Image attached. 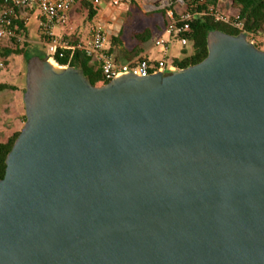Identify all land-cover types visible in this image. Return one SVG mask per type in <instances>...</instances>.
<instances>
[{"label": "water", "instance_id": "95a60500", "mask_svg": "<svg viewBox=\"0 0 264 264\" xmlns=\"http://www.w3.org/2000/svg\"><path fill=\"white\" fill-rule=\"evenodd\" d=\"M206 44L101 86L28 58L0 264H264V51L244 33Z\"/></svg>", "mask_w": 264, "mask_h": 264}, {"label": "built area", "instance_id": "2783aa9c", "mask_svg": "<svg viewBox=\"0 0 264 264\" xmlns=\"http://www.w3.org/2000/svg\"><path fill=\"white\" fill-rule=\"evenodd\" d=\"M82 0H2L0 2V44L3 46L13 45L26 49L29 41L24 34L28 20L32 16L33 10L38 11V30L40 34V44L43 46L46 56L56 66L68 67V64L60 66L55 58L64 57L68 52V61L75 51H81L89 59L90 65L98 71L104 81H111L114 78L125 74H133L145 77L155 73H167L177 70L174 62L167 58V53L172 42H177L184 47L188 41L184 37L190 29V23L194 19L195 13L183 11L175 13L171 9H166V25L162 32L155 38L154 45L163 53V58L159 61H150L145 57H140L128 63H119L114 60L106 48L107 36L99 22L94 23L89 29L87 42H73L65 35H56L54 29L60 27L66 21V17L74 3ZM91 4L98 6L104 3L103 0H90ZM110 6H116L117 0L107 2ZM206 0H196L195 7L205 5ZM215 22L227 24L238 30H243V24L238 20V16H230L223 13L219 8L209 11ZM166 36V37H164ZM251 35H249V38ZM247 37V36H246ZM248 40V38H247ZM249 42L253 43L248 40ZM6 69V63L0 59V76Z\"/></svg>", "mask_w": 264, "mask_h": 264}, {"label": "crops", "instance_id": "0c3cea01", "mask_svg": "<svg viewBox=\"0 0 264 264\" xmlns=\"http://www.w3.org/2000/svg\"><path fill=\"white\" fill-rule=\"evenodd\" d=\"M103 1L104 3L98 6L93 5V9L95 10L94 16L97 19V22H99L101 25L102 23L105 24L109 21V19L112 17V14L114 13L111 10L115 8V7L110 6L106 2L109 0H103ZM144 1L147 3V5L143 7L144 9L141 7L139 3L136 2L134 4V6L138 9L140 15L143 14L146 17H151L152 13H156L157 11L162 10V8L154 6L147 0H142V2ZM178 2L180 5H182V8H184L183 10H185V7L182 4V0L181 1L178 0ZM73 6H78L79 10L84 9L81 2H76L74 3ZM122 6L124 7L123 10L125 11L128 12L130 10V5L128 1H126ZM205 8L207 11H210L215 8H219L223 13L230 15V16H237L239 14V8L236 5H234L233 0H206ZM70 11L67 14L66 21L64 22V24L60 27H57L58 32L56 33V35L63 34L73 42H80V43L85 44L89 37V29L84 34H79L77 33V31L72 29V27L70 26V22L68 21V15ZM175 13H180V12H175ZM102 27L107 33L106 26L102 25ZM161 29L162 28H161L160 23L159 25L156 24V25H151V26H148L145 23L139 24L136 30V33L137 34L143 33L145 34V37L142 38L143 40L141 39V41H138L136 43H130L126 39L125 40L119 39L116 36V32L113 31V35H111V38H108V41L106 43V48L110 52L114 60L119 63H128L140 57H145L150 61H159L163 58V53L161 52L159 48H157L154 45V40H151V34H152V31L154 30L157 33L156 35L157 37L162 31ZM146 34H149L148 38H146L147 36ZM25 35L26 37L29 36L28 30H25ZM34 43L36 44L37 42H34ZM172 43H175V42H172ZM4 47H7V46H3V44L2 45L0 44V59H2L1 53L3 52L2 48ZM181 48L183 47L181 46L176 47L174 44L170 45V48L167 53V58L172 61L182 59L184 55L181 53L182 51ZM13 49L14 48H12V50ZM9 56H12V54ZM17 57L19 58L18 61L24 60L23 55H18ZM8 66H10V64H8ZM8 71L9 70L6 67V69L1 73V76H0V85L3 86V89L0 90V94L2 98V103L0 104V132L3 131L6 134L5 140H0V143H5L9 138V134H13L15 132L20 131L19 130L20 120L22 119L23 116H25V110H24V104H23V93H24L23 90L25 88V77L22 74L20 75L19 79L15 81V83L9 84L10 80L6 76ZM7 107H9L11 110V113L8 116H6L9 119L8 120L9 123L7 125H9L10 128L2 129L1 119H2V116L4 115V110Z\"/></svg>", "mask_w": 264, "mask_h": 264}, {"label": "trees", "instance_id": "16d2710c", "mask_svg": "<svg viewBox=\"0 0 264 264\" xmlns=\"http://www.w3.org/2000/svg\"><path fill=\"white\" fill-rule=\"evenodd\" d=\"M2 0H0L1 2ZM83 8L88 9V18L91 19L95 15L93 5L89 0L81 1ZM133 3V2H132ZM234 5L239 8L238 20L243 24V30H238L227 24L215 22L209 11L206 10L205 5L201 7H195L196 0H182V4L185 7V11L195 13L194 19L190 23V29L184 34L188 43L191 45L190 54L184 56L182 59L173 60L177 69H183L201 62L207 56V44L206 37L210 31L217 30L232 36H236L240 33L249 35H256L259 28L264 25V0H233ZM134 4V3H133ZM162 14V19L166 25L165 9L159 10ZM24 30V28L22 27ZM148 38L149 34H146ZM11 54H21L24 56L25 64L28 58L33 56L28 54V50H23L19 46H15L14 49L3 48L1 53L2 57H8ZM69 53L65 52L64 57L59 58L56 56L55 60L58 65L63 66L68 64V67L81 69L85 78L93 86H101L107 83L101 79L98 71H95L89 64V59L81 51H75L71 59L68 61ZM3 86L0 85V90ZM25 91V88L23 92ZM25 121V116H24ZM19 132L13 133L5 143H0V179L4 175L5 158L8 152L18 136Z\"/></svg>", "mask_w": 264, "mask_h": 264}, {"label": "rangeland", "instance_id": "374dc122", "mask_svg": "<svg viewBox=\"0 0 264 264\" xmlns=\"http://www.w3.org/2000/svg\"><path fill=\"white\" fill-rule=\"evenodd\" d=\"M126 1H128L129 5H130V10L128 12L123 10L124 7L122 6ZM147 1L156 7H160L162 9H165V11H166V9H171L174 12H183L184 11L183 10L184 8H182V5L179 4L178 0H147ZM106 2H108V1H106ZM132 2L134 4L136 2L139 3L142 8L145 7V5H147V3L145 1L142 2V0H117V5L112 6V7H115L113 10H111L112 12H114L112 14V17L109 19V21L107 23H105V24L102 23V25H105L106 29H107V33H106L107 41H108V38H111V35H113V31L116 32V36L119 39H124V40L126 39L130 43H136L138 41H141V39L143 37H145V34H143V33L137 34L136 30H137L139 24H142V23H145L148 26L156 25V24L159 25V23H160L161 28H162L161 30L164 29L165 22L162 19V14L160 13V11H157L156 13H152L151 17H146L143 14L140 15L138 9L134 6V4ZM37 16H38V11L33 10L32 16L28 20L27 25L24 29V34H25V30H28L29 36L26 37V39L28 41L30 39L31 42L29 41V46L26 49L23 48V50H28V54L38 55L40 57H43V56H46V53H45L43 46L41 44H39L40 43V34H39V30H38ZM68 21L70 22V26L72 27V29L77 31V33H79V34H84L85 32L88 31V29H90V27L94 23L97 22V19L95 18V16L92 17L91 19L88 18V9L87 8L79 10L78 6H73L69 15H68ZM57 32H58V29L55 28L54 33L56 34ZM156 35H157V33L153 30L152 34H151V40H155ZM164 37H166V36H164ZM250 37H252V38L248 37V40L250 39V41H252L253 44L258 49L264 51V25L258 29L256 35L250 36ZM33 41L37 42V43L35 44ZM175 43H172L171 45L174 44L176 47L180 46L177 42H175ZM4 48L12 49V48H14V46L11 44V45L4 47ZM181 50H182L181 53L184 56L190 54V52H191L190 43H187L183 48H181ZM19 55H21V54H19ZM17 56H18L17 54H12V56L1 57L2 60H4V61L7 60V61H5V63H6V67L8 68L9 71L6 74V76L10 80L9 84L15 83V81L17 79H19L20 75H22V74L25 77V60L18 61L19 58ZM8 64H10V66H8ZM1 103H2V98H1V94H0V104ZM10 113H11V110L9 107H7L4 110V115L2 116V119H1L2 129L3 128H6V129L10 128L9 125H7L9 123L8 122L9 119L6 117ZM24 122L25 121H24V116H23L22 119L20 120V126H19L20 129L19 130H21ZM11 135L12 134H9V137ZM5 137H6V134L3 131H1L0 132V140H5Z\"/></svg>", "mask_w": 264, "mask_h": 264}, {"label": "bare ground", "instance_id": "6f19581e", "mask_svg": "<svg viewBox=\"0 0 264 264\" xmlns=\"http://www.w3.org/2000/svg\"><path fill=\"white\" fill-rule=\"evenodd\" d=\"M49 62H50L53 66H56L51 60H49Z\"/></svg>", "mask_w": 264, "mask_h": 264}]
</instances>
